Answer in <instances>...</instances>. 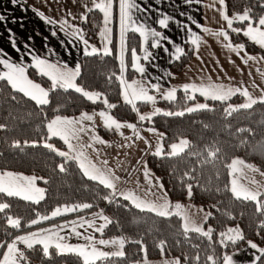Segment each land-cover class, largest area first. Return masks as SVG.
<instances>
[{"label":"trees","instance_id":"1","mask_svg":"<svg viewBox=\"0 0 264 264\" xmlns=\"http://www.w3.org/2000/svg\"><path fill=\"white\" fill-rule=\"evenodd\" d=\"M260 3L261 0H226L227 13L231 17L237 12H243L245 8H251L252 15L258 17L264 14V8L260 7ZM113 14L111 55L105 56L100 50L99 38L102 14L96 9L86 13L87 21H82L80 28L84 38L89 41L90 45L96 47L100 54L83 56L79 60L80 76L76 78V84L88 91L102 93V98L117 105L115 109L105 108L102 101L93 104L71 89L65 92L58 88L56 91L50 92L51 102L41 110L34 102L22 97V94L13 92L6 82L0 81V124L5 125L3 129H0V172L11 171L37 177L36 185L44 189V199L39 204L0 195V202L11 204L7 215L21 220L20 228L13 229L7 225L4 214H0V243H9L18 235L30 233L37 228L51 226L53 223L57 224L77 217L86 218L98 210L108 216L113 223L104 229L103 234L98 232L95 236L99 238L121 237L125 240L126 256L118 260L116 264H136L142 259L144 253L140 251V245L132 242L137 240L141 241L147 249L149 260L179 258L181 264H197L196 255L200 256L199 264H206L208 255L222 257L223 254H229L249 240L264 248V228L259 227L261 221H264V215L255 211L256 205L253 202L236 200L232 196L229 189L233 176L229 174L230 169L228 168L234 158H239L264 172V104L258 103L251 109H242L227 116L224 109L228 105L236 106L241 100L240 94L237 93L226 102L221 103L205 99L199 94L190 92L186 94L182 89H179L176 91L174 101H157L156 108L171 112L185 111L186 108L191 107L192 103L203 101L211 110L192 113L185 111L183 116L157 115L151 121L142 122L164 134L162 146L165 152H167L168 144L173 140L184 138L190 141L192 147L186 150L182 156L148 155L145 157V165L159 178L171 203L186 201L212 213L203 226L205 230L209 227L214 229L211 247L205 238L196 233H189L191 238L184 239L181 235L182 221L177 216L166 219L157 217L154 213L141 212L129 201H125L119 196V193L113 197V203H109L103 197L108 195L111 190L105 189L95 181L88 180L80 171L75 160L69 159L65 165L66 171L60 172L59 165L65 163V158L57 156L43 147V144L47 142L53 144L58 150L66 152L63 140L57 137L45 139V125L57 115L75 117L81 113L107 109L110 115L119 122L136 123L139 121L137 114L132 111L131 105H127L121 100V88L116 79V76L119 75V61L116 50L115 1H113ZM225 31L228 32L229 41L232 44L242 43L245 45L246 52H258L264 57V49L252 44L246 37H239L227 26ZM132 49H136V51L139 49V37L134 32H128L126 35L127 56L130 55ZM183 50L184 55L170 63V73L179 74L191 59L193 53L191 44L185 43ZM28 75L46 89L50 88L51 82L46 77H41L33 68L28 69ZM130 75H135V72L128 65L125 78L128 79ZM13 96L16 97L15 100L12 99ZM188 96L195 98L188 99ZM136 104L141 114L143 111L146 112L145 103L137 101ZM187 105L189 106L187 107ZM239 129L250 131L240 132ZM16 141L20 142L21 148L11 147L12 143ZM33 143L36 146H32ZM213 145L219 148V152L211 163H204L203 160L207 157L205 149ZM193 151L203 153V155H188ZM185 173H189L194 179L189 180L185 177ZM44 180L48 182L44 183ZM187 184L193 185L191 199L187 197ZM83 203H91L93 207L69 212L31 227L28 226L32 219L38 218L37 214L49 216L56 207H72ZM230 227H239L245 240L238 241L235 246L229 245L227 248H222L216 243L219 233ZM160 240L166 241L163 257L156 247ZM29 255L31 264H78L77 258L71 254L53 255L51 260L44 259L42 254L36 252ZM185 257L188 259L185 260ZM105 264H111V262H105ZM257 264H261V262H257Z\"/></svg>","mask_w":264,"mask_h":264},{"label":"snow or ice","instance_id":"2","mask_svg":"<svg viewBox=\"0 0 264 264\" xmlns=\"http://www.w3.org/2000/svg\"><path fill=\"white\" fill-rule=\"evenodd\" d=\"M18 0H12V3L17 4ZM75 2V0H73ZM192 2V0H188ZM197 3L200 0H196ZM93 7L89 8L85 5V8L88 12H91L94 9L99 10L103 13V22L104 29L100 32V36L105 40V46L103 49V55H111V50L107 47V44L111 43V40L108 38L110 29L107 25L111 21L113 0H92ZM218 3L219 8L217 9L220 19L226 22L227 28L233 33L240 34L242 32L243 36L246 37L252 44L259 46V48L264 49V14L254 17L252 15L251 8H245L243 12H237L231 17L227 13L226 0H213V4L208 5L209 8L214 7ZM260 7L264 8V0H261ZM141 11V8L135 0H119V13H120V25H121V55L119 57V75L116 76V79L119 81L121 88V96L123 101L127 105H131L132 111H134L139 122L151 121L154 116L163 115V116H183L185 111L188 113L197 112L200 110H211L207 104H197L193 107L186 108L185 111H162L159 108H154V110L149 114H141L137 108V101L143 103H151L155 105L156 97L149 94V89H152L156 92H161V85L151 83L147 78V68L142 64L141 57L137 55L136 49H132V69L139 74L141 79L133 80L131 82L125 79V72L127 71V65L124 61V46L125 41L124 37L128 31L137 32L141 37H143L144 43L147 44L149 38H152L151 48H162L163 45L161 41H167L169 44L172 41L159 31H155L149 28L145 23L133 19L135 12ZM36 15L47 24L55 25L57 20L48 18L44 15L43 12H36ZM69 16L72 14L69 12ZM76 19V17H72ZM4 17L0 15V20H3ZM84 22L87 21V16L82 15L80 17ZM169 17L165 16L159 19L158 23L161 27L167 28L169 23ZM191 20V17H189ZM234 22H240L243 24L246 23L245 28H236L233 27ZM198 29L203 33L212 35L214 37H222L225 41H229L228 32L221 28L218 31H213L209 27H204L199 23L193 21ZM60 31L64 32L67 37L71 39L68 40V43L71 44L74 40H79L83 43V55L84 56H93L99 55V50L90 45L89 41L84 38L83 31L79 28H74L73 25L69 23L67 19L61 20L59 22ZM187 28V25H184ZM69 29H72L69 31ZM189 33L191 34V43L199 48L201 38L197 36L190 28H188ZM57 33L52 32V35L55 36ZM12 47L15 51L19 52L20 49L16 46L15 40L11 41ZM229 51L236 53L238 56L241 52H244L245 45L238 44L233 45L230 41L227 44L223 45ZM25 47H28L27 45ZM143 60L150 62V58L153 57V53L144 48ZM164 51L167 52L168 49L164 48ZM176 59H179L180 56L184 55V50L180 47H176ZM30 54V52H29ZM7 57V53L3 52L0 49V66L5 69L0 71V81L6 82L8 86L12 89L13 92L22 94V97L27 98L29 101L34 102V104L43 110V107L48 105L50 101V92L56 91L58 88L67 92L70 89L74 92L80 94L84 99L91 101L95 104L97 101H102L105 108L111 110L115 109L117 105L109 103L106 98H102L103 94L97 91H88L85 88L76 84V78L80 76V67L77 65L74 69L68 67L66 63H61L59 61L53 63L49 62L47 59L40 58L39 56H32L31 67L36 69L37 73L41 77H46L50 81V88H45L41 86L40 83L34 82L32 79H29L28 68L22 62L17 63L13 62L11 59L4 58ZM199 59V56L197 57ZM245 65L249 61H256L257 57L244 53V56L241 57ZM260 60H264V57H260ZM251 74V73H250ZM113 75H116L113 73ZM171 75V73H169ZM261 76H264V72H261ZM111 80V77H109ZM255 87V85H253ZM175 87L164 91L161 93L162 98L168 101H174L176 99ZM183 91L187 94L189 91L198 92L205 99H211L214 101H220L221 103L226 102L232 96L239 93L245 98V102L238 105H228L224 111L227 116H231L235 112L240 110L251 109L256 104H264V90H261V95L259 97H253L247 88H226L224 85L208 83L207 85H201L197 87L195 84H185L183 85ZM188 99H194V96H188ZM13 100L16 99L15 96L12 97ZM97 115L102 119L103 126L109 131L115 130L119 132L122 128L131 129L137 139H144L140 136L137 126L132 123H122L115 119L112 115L106 113L105 111H100ZM94 116L88 113H81L79 117L67 118L57 115L54 119L48 121L45 125L46 127V137L45 139H51L52 137H57L68 146V152L58 150L53 144L45 142L43 147L48 149L50 152L55 153L57 156L65 158V163L59 165V171H66V163L69 159L75 160L78 163L80 171L85 177L90 181H95L99 185H102L105 189L111 190L108 195H105L103 199L107 200L109 203H113V197L117 196V183L119 177H116L110 169H103L98 167L96 164L92 163L85 152L82 150L83 146L79 149L76 145L72 143V140H79L81 134H88L89 132H94L93 128L86 126L85 122H93ZM5 125L0 124V129H3ZM207 127V125H205ZM147 131L156 133L154 128L147 129ZM240 132L250 131L248 129H239ZM123 135V133H120ZM160 138H163V133H156ZM125 139H131V137H125ZM91 140L93 143L87 145V147H93L94 143L105 144L104 141L99 135H92ZM27 144V142H25ZM146 144H149L145 140ZM32 146H36L33 143ZM130 145H125L128 147ZM11 147L21 148L20 142H13ZM149 147L151 145L149 144ZM192 147L188 139H179L178 143H172L170 146V151L165 152L164 147L161 144H157L156 150L152 155L157 157L168 156V157H179L185 154L186 150ZM205 152L207 157L203 160L204 163H211L212 159L217 156L219 148L214 145L210 148H206ZM70 153H75L74 155H69ZM188 155L191 156H202L203 153L200 152H189ZM107 161H103V164L107 165ZM230 169V175L233 176L231 180V187L229 191L232 193V196L236 200H242L245 202H253L256 205L255 211L261 215H264V186L260 185L254 178H249L247 184L239 182L238 175L245 173V170L251 172H259L261 176H264V172H261L260 169L255 168L254 166L247 164L242 159H233L228 165ZM143 175L147 183L154 188L158 189V192H149L155 199L146 200L137 197L134 193L120 192L121 196L125 201H129L133 207L139 209L141 212L154 213L157 217L171 218L172 216H177L182 220L181 225V235L184 239H190L189 233H196L198 236L205 238L208 241V245L211 247L213 245V232L214 229L209 227L205 230L201 224H198L193 219V214H190L189 210L179 202L173 204L167 198V192L164 191V186L160 182L159 178L155 179V184H153L152 174L147 169V166H144ZM189 180L194 179L189 173L184 174ZM38 178L34 176H25L11 171H2L0 172V195L9 198H18L20 200L31 202L33 204H39L40 201L44 199V189L36 186V180ZM42 179V178H40ZM47 180H44V183H47ZM251 185V187H249ZM193 195V185L187 184V197L191 199ZM93 205L91 203L76 204L75 206L68 207H56L50 214V216H40L37 214L36 219H32L29 222V227L36 225L44 220L53 219L59 216H62L66 213L91 209ZM11 208V204L8 202H0V214H4L7 225L13 229H19L21 226L20 218H14L11 215H7V210ZM199 212L203 213V209H199ZM96 217L103 221L98 227H95V220H81L78 224L77 221H71L70 231L77 237H81L82 233L76 230L77 225L79 227H84L87 224L88 228H93L94 231L103 234L104 229L107 228L113 221L106 215H103L102 212L96 213ZM212 216L211 212H207L203 215L202 219L204 223H207L208 219ZM65 225H60L59 229L63 230ZM260 228H264V221H261ZM259 235V233H257ZM86 243L71 245L66 243V237L59 234V231L56 229H42L40 231L31 232L27 235H18L9 243H0V248L5 249L3 253H0V264H31L30 253L36 252L42 254V257L46 260H51L53 255L64 256V255H73L77 258L78 264H105V262H111V264H116L118 260L125 258L126 253L124 251L125 240L123 238L114 239V240H105L100 239L96 240L92 234L83 235L82 237ZM245 236L239 229L228 228L226 231H221L219 233V239L216 241L222 248H227L229 245L235 246L238 241H244ZM140 245V251L144 253L142 259L137 261L136 264H151L148 259L147 249L144 247L143 243L139 240L132 241ZM23 245V248L20 247ZM103 246V247H98ZM39 246V247H37ZM248 248L255 250V253H258L254 256L252 264H257L261 262L264 258V248L259 247L256 243L252 241H247ZM156 247L159 249L161 256H164L166 249V241L160 240ZM193 247H196L193 245ZM103 248H112L111 251H104ZM54 250V252H53ZM239 254L238 249H234L231 254L225 253L222 257H216L215 255H208L206 257V264H237L234 260V256ZM188 257H185L187 260ZM195 260L199 264L200 256L196 255ZM162 264H181L179 258L168 260L163 259Z\"/></svg>","mask_w":264,"mask_h":264},{"label":"crops","instance_id":"3","mask_svg":"<svg viewBox=\"0 0 264 264\" xmlns=\"http://www.w3.org/2000/svg\"><path fill=\"white\" fill-rule=\"evenodd\" d=\"M113 1L116 2V50L118 57H120L121 25L119 0ZM135 2L140 6L141 11L135 12L133 19H137L145 23L149 28L161 32L172 41L171 44H169L167 41H161L163 47L153 49L151 48V37L149 38L148 43L145 44L143 37H141L139 33L134 32L139 37V49L136 52L137 55L141 57L140 62L147 68L146 76L151 81V83L167 86L166 88L169 90L173 87L176 89H183V85L185 84H195L197 87H199L202 84L207 85L211 82L218 85L222 84L226 88H247L253 97H259L261 95V90H264V76H261V72H264V60H260L259 58L256 61H249L248 64L245 65L241 59V57H243L244 53L246 52L245 49L244 52H241L238 56L236 53L229 51L223 46L224 44L229 43V41H225L222 37L217 38L212 35L205 34L193 23V21H195L204 27L211 28L213 31H218L221 28L225 30L226 22L220 19L219 13L217 11V9L220 7L218 3H216L214 7L209 8L208 5L213 4V0H200L199 3H197L196 0H192V2H188V0H135ZM85 5H87L89 8H92V0H75V2H73V0H18L17 4L15 5L12 3V0H0V15L4 17L3 20H0V49L7 53V57L4 58L11 59L13 62L17 63L21 62L22 59V62L29 69L32 68V56L35 55L39 56L40 58L47 59L49 62L55 63L59 61L61 63H66L69 68L74 69L77 65H79V60L84 56V45L78 39L69 44L68 40L71 38L67 37L64 32L60 31L59 22L61 20L67 19L74 28L81 29L80 25L83 20H81L80 17L82 15H86L88 12L85 8ZM37 11L43 12L48 18L57 20V23L55 25L45 23L39 18V16L36 15ZM69 12L72 14L71 16L68 15ZM101 14L102 31L105 25L103 22V13ZM113 16L114 14L112 8L111 21L107 25V27L110 29V33L108 34V38L110 40ZM165 16L170 18L167 28L161 27L158 23L159 19ZM72 17H76V19H73ZM189 17H191V20ZM184 25H187V28H185ZM188 28H190L192 32L201 38L202 42L200 43L198 49L191 43V34L189 33ZM71 30L72 29H69V31ZM52 32H56L57 34L53 36ZM127 33L124 37L125 42ZM99 38L100 50L103 52L105 40L101 38L100 34ZM12 40H15L16 46L20 49L19 52L13 49L11 43ZM185 43H189L195 47L196 55L193 56L187 65V69H185L183 72L177 75L172 73L169 75V65L174 59H176L175 49L176 47L183 49ZM26 45L28 47H25ZM233 45L235 46L238 44ZM107 47L110 49V43L107 44ZM144 48H148V50L153 53V57L150 58V62H146L142 59L144 55ZM164 48H167L168 51L165 52ZM198 56L199 59L197 58ZM131 64L132 53H130L129 58L130 67ZM4 70L5 69L0 66V71ZM34 70L36 71V69ZM135 76H137L138 79H141L139 74L136 72ZM29 79L31 78L29 77ZM253 85H255V87ZM189 92L194 93L192 91ZM85 124L87 127L93 128L94 132H89L86 135L81 134L79 140H74L76 146H78V148L83 146L82 150L85 152L91 162L95 161L94 159L98 156L103 157V159L106 158L104 156L107 155L103 154L101 156L100 154L104 150H106V154L108 151L110 152L111 147H107L108 145L94 143L93 147H87L88 144L93 143L91 136L97 135V133L95 131L96 125L94 123L89 124L85 122ZM112 150L114 151V148ZM69 155L71 156L72 154L70 153ZM144 166V164L139 162L136 172H133L132 168L129 172L120 175L119 180L116 181L117 193L132 192L141 199H155L149 194V192H158V189L151 187L145 180L143 175ZM98 167L104 169L103 165L99 164ZM106 167L109 166L106 165ZM247 172V175H249L248 170ZM151 174L153 184H155L156 176L152 172ZM252 174L259 173L252 172ZM240 180L247 184L248 178H239V182ZM250 186L251 185H249V187ZM179 203L183 204L185 208L189 210L190 214H193V219L198 224H201L202 227L204 226L202 217L205 213H207V211L203 209L204 212L201 213L198 211L199 209H202L201 207L186 201ZM80 218L83 219H79L78 223L81 220L94 219L95 227H98L103 223L102 220L96 216H91V214L86 218ZM71 221L73 220H68L62 225L69 224ZM65 226L67 227V225ZM57 228H59V226ZM76 230L82 233L81 239L79 241L73 238L75 235L71 231L64 232L60 235L65 236L66 243L71 245L86 243L82 237L83 235L87 234H92L97 241L100 239L114 240L121 238L96 237L95 234L98 232L94 231L93 228H88L87 224H85L84 227H76ZM97 246L103 247L99 245ZM106 249L107 251L113 250L112 248ZM238 250L239 254L234 256V260L237 262V264H252L254 256L258 254L255 253V250L248 248L247 242L238 248ZM163 259L173 260L172 258H161L149 261L151 264H162Z\"/></svg>","mask_w":264,"mask_h":264},{"label":"rangeland","instance_id":"4","mask_svg":"<svg viewBox=\"0 0 264 264\" xmlns=\"http://www.w3.org/2000/svg\"><path fill=\"white\" fill-rule=\"evenodd\" d=\"M235 23H236V25H235ZM246 23L247 22H244L243 24H241L240 22H234L233 27L245 28L246 27ZM226 26H227V24H226ZM100 32H101V28H100ZM237 35L239 37H241V38L244 37L242 32L240 34H237ZM238 44H241V43H238ZM191 46H192V49H193V53H192V57H191V59H192L193 56L196 55V49H195V47H193V45H191ZM257 47H259V46H257ZM246 53L249 54V55H252L254 57H257V59L262 57L258 52H255V53L246 52ZM129 58H130V55L127 56V54H126V42H125L124 61H125V64L127 66L129 65ZM117 59L119 61L118 54H117ZM191 59L189 60V62L191 61ZM189 62L187 63V65L189 64ZM187 65L183 68V70L181 72H183L185 69H187ZM126 73H127V71L125 72L124 76L126 75ZM137 79H138L137 76L130 75V77L128 79H126V80L131 82V81L137 80ZM166 87L167 86H163L162 85L161 86V92H159V93L154 91V90H152V89H149V94L156 97V102L160 101V100H165V99L162 98L161 93H163L164 91L168 90V88H166ZM177 90H179V89H177ZM182 91H183V89H182ZM195 94H199V93L196 92ZM121 100L123 101L122 96H121ZM244 102H245V98L243 96H241V100L237 103L236 106H238V105H240V104H242ZM145 104L147 106V108L145 110L146 112L143 111L142 114H144V113L145 114H149V113H151L154 110V108H156V103H155V105H152L151 103H145ZM197 104H204V102L203 101H196V102L192 103L191 107H193V106H195ZM188 106L189 105H187V107ZM100 111H105L106 113L110 114L107 111V109L86 112V113L94 116V121L93 122H86V123H89V124L94 123L96 125L95 126V131H96L97 135H99L104 141H106V143L103 144V145H108L107 147H111L110 148L111 150H110V152L107 150L109 152V153L107 152V154L105 152L106 150L102 151V153L100 154L101 156L103 154L107 155V156H104L106 158L103 159V157L98 156V157H96L94 159L95 161H92V162H94V164H96L97 166L99 164L103 165L104 169H110L114 173V175L116 177H120V175H123V173L125 174V173L129 172L132 168H133V172H136L137 171L136 168H138L139 162H141L142 164L145 165V157L148 156V155H152V153L156 150V147H157L158 143L163 145L162 144L163 138H160L158 135H156V133H162V132L158 131L156 129H155L156 133L147 131V129H151L152 127L146 125V123H142V122H139V121H136V123H132V124H135L137 126V130L139 131L140 136H142L144 139H137L136 136L134 135L133 131L131 129H128V128H122V129L119 130V132H117L115 130L109 131L108 129H106L103 126L102 119L97 115V113H99ZM78 116L79 115H77L75 117H78ZM68 118H72V117H68ZM122 123H124V122H122ZM121 132L123 133V135L120 134ZM100 133L103 134V135H101ZM125 137H131V139H125ZM179 139H184V138H178L176 140L171 141L168 144V146H167V152L170 151L171 144L172 143H178ZM145 140H147L149 142L151 147H149V144L145 143ZM72 143L75 144V141L72 140ZM109 144L113 145V146H110ZM125 145H130V146L125 147ZM65 146H66V150L65 151L67 152L68 151V146L66 144H65ZM79 147H80V145H79ZM112 147L114 148V151L112 150L113 149ZM77 148H78V146H77ZM71 154L74 155L75 153H71ZM105 160L108 162L107 166H109V167H106V165L102 164L103 161H105ZM248 164H250V163H248ZM147 169H149V168L147 167ZM257 173H259V172H257ZM247 174H248V172H247V170H245V173L239 174L238 177L239 178L246 177L248 179L249 178H254L260 185L264 186V176H261L260 173L259 174H252V172L249 171V175H247ZM240 182L243 183L242 180H240ZM247 183H248V180H247ZM243 184H245V183H243ZM96 213H99V211L97 210V211L91 213V216L92 215L95 216ZM79 219H83V218L77 217V218H74V219H71V220L78 222ZM67 221L68 220H65V221L57 223V224L53 223V225H51V226L49 225V226H46V227L37 228L36 230H34L32 232L40 231L42 229H56V230L59 231V234H62L64 232H69L71 227H72L71 223L65 224V225H67V227L65 226V228L63 230H60L59 228H57L58 226L62 225L64 222H67ZM53 226H55V227H53ZM77 227H79V226L77 225ZM30 233H26V234H22V235H27V234H30ZM68 235H70V234H68ZM71 235H72V233H71ZM73 238L75 240H77V241H79L81 239V237H76V236H73ZM20 246L23 247V245H20ZM4 250L5 249H0V253H3ZM103 250L107 251L106 248H103Z\"/></svg>","mask_w":264,"mask_h":264}]
</instances>
